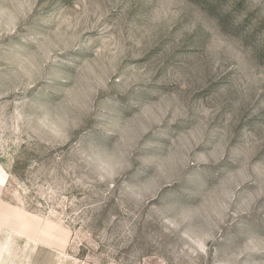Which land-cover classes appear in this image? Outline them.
<instances>
[{
  "label": "rangeland",
  "instance_id": "1",
  "mask_svg": "<svg viewBox=\"0 0 264 264\" xmlns=\"http://www.w3.org/2000/svg\"><path fill=\"white\" fill-rule=\"evenodd\" d=\"M61 254L264 264V0H0V264Z\"/></svg>",
  "mask_w": 264,
  "mask_h": 264
},
{
  "label": "crops",
  "instance_id": "2",
  "mask_svg": "<svg viewBox=\"0 0 264 264\" xmlns=\"http://www.w3.org/2000/svg\"><path fill=\"white\" fill-rule=\"evenodd\" d=\"M43 225L44 224H42L39 227L38 231L32 237H24V236L21 237V234H16V233L13 234L12 239L15 241L14 244H17L16 247L19 249V252L21 251L24 252L26 246L29 245L30 251L28 250L27 253L31 255L30 258H33V255H35V253H38L40 251L39 249L49 250V252L53 253V255L55 252H57L58 255H60V252L66 249L67 239L65 238L64 232L63 234L58 235V233L55 231V227L52 224H45L44 226L45 228L43 227ZM61 255L65 257L63 258L65 262L63 261L62 263L75 264L74 262L71 261L68 262V258H66L64 254ZM58 258H60V256ZM26 260L27 258L24 259L25 263Z\"/></svg>",
  "mask_w": 264,
  "mask_h": 264
}]
</instances>
